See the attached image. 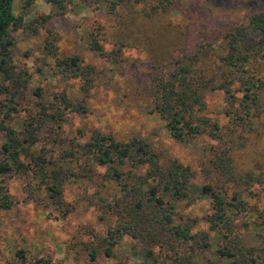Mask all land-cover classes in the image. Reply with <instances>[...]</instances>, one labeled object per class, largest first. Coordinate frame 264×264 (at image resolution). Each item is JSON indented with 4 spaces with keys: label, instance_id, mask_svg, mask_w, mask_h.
I'll return each mask as SVG.
<instances>
[{
    "label": "rangeland",
    "instance_id": "1",
    "mask_svg": "<svg viewBox=\"0 0 264 264\" xmlns=\"http://www.w3.org/2000/svg\"><path fill=\"white\" fill-rule=\"evenodd\" d=\"M254 13L264 14L263 1H14L17 24L6 32V57L0 55V124L20 140L35 130L30 150L50 163L47 170L59 169L61 187L58 196L51 195L46 190L50 173H34L30 165L0 177L11 204L0 209V264H140L135 254L141 244L125 234L112 245L106 240L107 230L121 221L111 206L127 199L104 167L77 150L76 144L93 131L120 142L137 140L163 170L186 168L192 182L225 190L227 199L240 193L246 212L228 213V225L219 235L207 232L209 202L177 204L176 216L197 220L194 231L207 232L198 261L214 260L229 239L264 249V225L258 231L249 228L260 223L258 213L264 215V84L249 120L238 123L235 118L240 112L238 78L264 83V33L255 36L248 24ZM237 27L243 54L250 56L238 70L220 61L228 54L225 35ZM70 56L78 58L75 74L56 64ZM178 60L191 69L189 75L201 72L216 84L233 79L228 94L203 84L193 87L200 97L194 109L202 108L192 117L203 131L187 142L172 139L152 111L156 80L165 78ZM62 99L82 110L62 109ZM58 107L60 120L44 118ZM4 141L0 132V161L8 160L1 153ZM67 152H75L74 157H66ZM220 153L223 169L216 164ZM123 166L126 186L146 171ZM152 250L156 255L162 251ZM17 251L23 252V261ZM189 255L194 258V252L184 257ZM249 258L250 264L263 261L255 252Z\"/></svg>",
    "mask_w": 264,
    "mask_h": 264
},
{
    "label": "trees",
    "instance_id": "2",
    "mask_svg": "<svg viewBox=\"0 0 264 264\" xmlns=\"http://www.w3.org/2000/svg\"><path fill=\"white\" fill-rule=\"evenodd\" d=\"M21 0H0V55L6 57L9 41L6 32L11 24L17 22L12 14V3ZM53 1V0H50ZM254 3L257 0H248ZM264 2V0H261ZM250 33L255 36L264 33V14L254 13L249 21ZM242 29L234 28L233 33L225 35L227 40L228 54L220 61L225 67L239 69L250 56L243 54L241 47ZM92 48L100 52V48L93 44ZM101 53V52H100ZM2 64V60L0 61ZM59 67L75 74L78 72V58L76 56L64 57L56 60ZM178 66L170 68L165 78L157 79L155 82L156 101L152 111L156 113L164 122V127L168 135L178 141L187 142L202 134L200 126L193 120L195 112L193 104H198L200 97L197 90L193 89L200 84L209 90H221L224 94L230 92L233 79L227 81L225 78L219 84L214 79L206 78L199 72L194 76L189 75L191 69L184 60H178ZM241 98L238 103L240 112L235 114L238 123L249 120L250 111L257 106L259 91L263 87L260 79L252 80L239 77ZM64 103V99H62ZM72 109L74 112L82 110L81 106H73L64 103L62 109ZM43 112L46 110L42 108ZM59 107L52 114H43L44 118L51 121L60 120ZM37 130V128H36ZM211 130V135H215ZM0 132L5 141L1 145V153L8 160L0 161V177L9 176L12 172L26 170L27 165L32 171L42 172L48 176L50 182L46 185V190L51 195L60 194L59 169L47 170L46 161L42 155H35L30 150L35 142V130L24 139L20 140L17 134L8 126L0 124ZM84 137V136H82ZM76 148L83 156H91V161L98 167H104L110 180L121 185L124 196L127 200L122 203H115L111 209L119 216L121 221L115 229H108L106 240L108 245L115 243L121 234L127 235L131 240L141 244L140 250L135 254L140 264H250L249 255L251 252L262 256L264 264V249L246 248L239 239H229L226 244L216 251L214 260H205L204 263L197 260L201 247H207L206 233L217 234L226 229L228 225V213L241 215L246 212V204L241 199L239 192H234L226 198V192L216 191L210 183L196 184L190 180L186 168L179 165L171 166L170 169L163 170L158 166L154 156L147 152L144 145L137 140L131 139L127 142H120L109 135L100 134L97 131L90 132L83 141L76 144ZM75 152L65 153L66 157L73 158ZM22 157L27 164L20 160ZM216 164L223 169L224 157L222 153L217 156ZM127 163L133 168H144L146 171L134 179L133 184L126 186L122 181L124 175L123 165ZM130 173V172H129ZM224 193V194H223ZM124 200V199H123ZM207 201L210 204V214L204 218L207 225V232L194 231L197 220H184L176 216L177 204ZM11 207L9 198L3 187L0 186V209L7 210ZM233 211V212H232ZM257 219L260 223H251L249 228L258 231L264 225V215L258 213ZM262 229V228H261ZM225 232V231H224ZM225 235V234H224ZM223 235V236H224ZM203 242V244H202ZM153 247H158L161 254L156 255ZM264 248V247H263ZM192 254L184 257L186 253ZM110 250L105 249V254ZM16 255L23 261L22 251H17ZM93 259L95 256L92 254Z\"/></svg>",
    "mask_w": 264,
    "mask_h": 264
}]
</instances>
